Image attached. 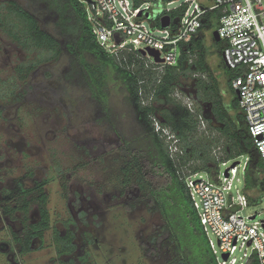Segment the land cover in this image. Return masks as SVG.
Masks as SVG:
<instances>
[{
  "label": "trees",
  "instance_id": "16d2710c",
  "mask_svg": "<svg viewBox=\"0 0 264 264\" xmlns=\"http://www.w3.org/2000/svg\"><path fill=\"white\" fill-rule=\"evenodd\" d=\"M168 1L154 0L159 8H151L154 15H157L149 18L153 25L159 24L161 16L170 14L174 28L183 16L186 5L181 4L167 11L164 5ZM25 2V5L19 0H4L0 3V31L19 43L24 50L36 52L37 57H42L32 61V68L45 59H58L64 53L70 57V66L64 72L65 79L72 84L76 78L88 86L99 114L108 123V130L121 142L120 150L124 157L122 156L119 179L123 188H139L141 195L138 199L145 201L150 211H158L164 220L160 232L154 238L161 241L162 250L165 248L173 253L169 264H216L214 258L196 253V244L191 241L190 230L198 239L202 238L204 231L187 192L186 176L205 169L213 177L219 172V161H235L246 154V189L264 192V161L253 144L245 115L235 99L231 105L237 110V122L235 121L229 105L224 101L219 75L208 62L205 31H215L221 11L216 9L208 12L198 34L182 47L178 63L165 67L159 76L152 67H146L144 59L135 52L125 51L120 57L107 52L97 41L93 26L88 21L85 5L79 0ZM144 2L133 0L135 6ZM47 26L53 29L50 30ZM212 40L222 58V65L227 67L222 56V41H217L214 37ZM193 56L196 57L194 60ZM25 66L26 64L21 65L17 70L22 75L21 78L28 74ZM110 68L126 89L127 101L137 123L128 129L121 124L117 113L110 107L104 89L107 70ZM186 70L199 75L194 78L198 88L197 100L200 102L195 111L190 110L174 94L181 83V77L188 76L183 73ZM226 75L229 87L233 90L231 81L234 73L226 69ZM16 86L11 81L8 95L0 96L7 99L15 97L13 88ZM145 99L148 100L147 103ZM204 104L209 110L205 114L202 107ZM201 115L210 128L217 129L224 135L227 151L225 156L215 160L212 158L210 151L219 139L207 138L200 133ZM156 120L174 134L182 154L172 152L166 136L162 131L156 130ZM198 160L203 161V164L197 163ZM153 176L162 177L163 180L157 185ZM256 195H249L251 202L257 199Z\"/></svg>",
  "mask_w": 264,
  "mask_h": 264
},
{
  "label": "rangeland",
  "instance_id": "374dc122",
  "mask_svg": "<svg viewBox=\"0 0 264 264\" xmlns=\"http://www.w3.org/2000/svg\"><path fill=\"white\" fill-rule=\"evenodd\" d=\"M2 1L4 0H0V3ZM19 1L23 5L26 4L25 0ZM143 1L154 5V0ZM186 1L176 0L169 6L176 8ZM167 17L171 19L170 14L161 16L156 28L162 29L163 27H168L169 24L163 22ZM146 23L148 24L149 21ZM47 28L53 29L51 26H47ZM213 33L214 30L205 31V41L209 51L208 62L219 75V85L224 101L229 105L230 113L235 116L234 119L237 122V110L233 109L231 105L235 99L238 100V96L235 90L229 87L228 76L226 75V69L228 68L222 65V58L212 40V37H214ZM10 41L11 39L0 31V94L8 95V86L11 81L17 85L16 88H13L15 92L23 87L27 89V92L19 104H14L15 101H9L10 98L7 101L6 97L2 98L0 96V149L2 153H5L10 138L14 141L18 139L25 140L24 142L30 146L25 154L22 155V158L18 150L11 149V155L15 158L12 165L14 170L12 174L19 176L30 167L44 168L50 180V206H59L65 201L60 195L61 181L56 175L55 169L51 166L45 168V165H51L50 158L52 157L57 160L61 158L64 162L61 166L64 169L71 167L74 163L80 162L83 166L77 169L72 183L75 182L77 186H84L88 191L90 190L89 192L96 194V202L102 206L100 210H106V216H104L106 217V224L103 227V232L100 233L102 240L106 243L103 241L97 247L96 255L98 256L96 264L107 263L110 247L114 248L112 264H165L167 259L165 252L163 254L160 253V256L154 259L144 253L142 244L140 246L139 242L143 236L147 237L154 232L164 220L159 213L148 211L146 206L140 205L134 209L127 210L123 205L126 200H131V197L127 198L125 195H119L121 190L119 179L120 167L123 163V153L120 150L121 142L110 129L108 130V123L103 120L102 114H99L97 103L88 86L77 80L71 84V82L69 83L63 78L62 74L70 66V57L64 53L58 59H45L48 61L44 60V62L38 64L27 80L17 81L10 78L13 72L12 65L17 63L19 58L28 56L29 62L32 59L36 60V58L42 57H37L36 52L30 53L26 50L24 51L27 54L19 53L10 44ZM121 54L119 53L118 56L120 57ZM195 58L193 56L192 59L194 60ZM143 59L146 67H150L147 65L148 61L146 58ZM153 70L159 76L163 72L160 68H153ZM183 73H186L188 76L181 77L180 88H177L174 94L185 105L193 106L192 100L187 96H189V93H192V80L195 78L196 73L192 74L188 70ZM104 89L108 95L109 105L117 113L121 124L126 129L131 125H136L132 109L127 101L126 89L111 68L107 70ZM149 97V100H151V93ZM147 102L148 100H146ZM197 103L195 101V104ZM17 110L18 112H16ZM199 120L200 133L204 134L207 138L219 139V142L210 151L212 158L215 160V158L225 156L227 151L224 135L219 130L210 128L209 123L206 121ZM12 124L14 126H11ZM177 147L179 151L175 147H172V152L182 154L180 145ZM246 158L247 155L243 154L235 159V161H239L241 164L238 174L240 180L238 181L237 178L234 180V183L238 187L244 184L242 166ZM196 162L200 165L203 164L201 160ZM233 162L234 160L232 159L224 165L219 161L220 174ZM199 174L204 178H208L211 173L202 169ZM153 178L155 180L156 177L153 176ZM213 178L215 179L216 176ZM160 180H163L162 177L156 178L155 182L157 185L160 183ZM89 185L91 186L90 188ZM103 187H105L107 199H104V193L100 192V189ZM247 191L253 196L257 194L258 197L244 207L241 213L244 216H250L254 213H259L260 217L264 216V192H258L255 189H247ZM134 192L135 190L131 189L129 193ZM101 217L103 218V216ZM98 229L96 228V230ZM190 232V235H192L191 241L196 244L195 252L200 253L203 257L214 258V262L218 264L206 235L202 233V238L198 239L197 236H194L192 230ZM49 235L50 232L47 236ZM49 242L50 240L48 239V244L44 251L27 255V264H52L50 258L53 255L54 248H52L53 245L49 244ZM106 246L107 249L105 250ZM150 254L152 253L150 252ZM120 256L125 257L124 262H118ZM47 257L49 259L45 260Z\"/></svg>",
  "mask_w": 264,
  "mask_h": 264
},
{
  "label": "built area",
  "instance_id": "2783aa9c",
  "mask_svg": "<svg viewBox=\"0 0 264 264\" xmlns=\"http://www.w3.org/2000/svg\"><path fill=\"white\" fill-rule=\"evenodd\" d=\"M79 1L85 5L97 41L107 52L117 56L135 52L146 58L147 65L162 71L178 63L182 47L198 34L208 12L219 9L221 16L215 30L223 43V60L234 73L231 86L237 92L253 144L264 161V0H187L182 3L186 10L177 25L173 28L171 22L162 29L149 21L156 16L151 8H159L158 4ZM175 1L166 2L164 9L169 11ZM148 48L159 52V61L148 53ZM155 127L166 136L171 148L179 151L174 134L157 120ZM247 163L248 158L242 166L241 187L234 183L236 178L240 180L239 161L227 167V175L219 171L215 179L204 178L199 172L186 176L188 195L218 264H264V216L241 213L251 202L245 181Z\"/></svg>",
  "mask_w": 264,
  "mask_h": 264
},
{
  "label": "flooded vegetation",
  "instance_id": "af4514ba",
  "mask_svg": "<svg viewBox=\"0 0 264 264\" xmlns=\"http://www.w3.org/2000/svg\"><path fill=\"white\" fill-rule=\"evenodd\" d=\"M10 44L19 53H26L19 43L11 40ZM34 60L28 62V56L19 58L18 62L12 65L13 72L10 79L27 80L36 68H32V61ZM25 64L28 74L25 78H21L22 75L18 74L17 70ZM62 76L65 79L64 73ZM197 77L199 75L196 74L195 78ZM65 80L67 81V79ZM194 80L193 78L192 93L187 96L192 100L193 106L187 105L192 111H195L200 105L197 100L199 97L198 88ZM179 85L177 88H180ZM26 92L25 87L18 89L17 92L14 91L15 97H9V101H15L14 104H19ZM195 101L198 103L195 104ZM202 107L204 114L209 111L205 104ZM206 117L209 118V116ZM201 119L205 121L203 115H201ZM24 141L21 139L14 141L10 138L5 153H2L0 149V264H27L26 256L34 252L44 251L48 239L50 240L49 244L53 245L52 248H54L50 258L52 264H96L97 247L104 241L100 233L103 232V227L106 224V217H104L106 210H100L102 206L96 202V194L89 192L90 190L88 191L84 186H77L75 182L72 183L77 169L83 164L74 163L71 167L65 168L68 170L66 172L67 170L61 166L64 163L61 158L59 160L54 157L50 158L51 165H45V168L51 166L55 169L56 175L61 181L60 195L65 200L62 205L50 206V180L44 168L30 167L19 176L12 174L15 158L11 155V149L18 150L22 158V155L30 148L29 144ZM120 186L119 195L131 197V200H126L123 203L127 210L141 205L146 206L147 210L150 211L145 201L138 199L141 195L139 188H123L122 184ZM131 189L135 192L130 194ZM100 192L104 193L103 197L107 199L105 187L100 189ZM150 212L159 213L158 211ZM161 225L149 236H143L139 242L140 246L142 244L144 253L154 259H157L160 253L165 252L167 255L165 264H169L173 253L165 248L162 250L161 241L154 238L160 232ZM96 228L99 229L96 230ZM49 232L50 235L47 236ZM113 249L110 247L108 250L107 263L109 264L113 263ZM47 259L49 257L45 260ZM118 260L120 263L124 262L125 257L120 256Z\"/></svg>",
  "mask_w": 264,
  "mask_h": 264
},
{
  "label": "water",
  "instance_id": "95a60500",
  "mask_svg": "<svg viewBox=\"0 0 264 264\" xmlns=\"http://www.w3.org/2000/svg\"><path fill=\"white\" fill-rule=\"evenodd\" d=\"M163 22H164L165 24H169V25H170V23H171V19H170V17H167L166 19H164ZM213 36H214V38H215L217 41H220V37H219L218 32H217L216 30L214 31ZM147 51H148V53H149L150 55H152V56L155 58V60H157V61L160 60V58H159V52H158V51L153 50V49H151V48H148ZM143 53L145 54L144 51H143ZM236 93H237V92H236ZM237 164H238V161H234V162L232 163V166H235V165H237ZM228 170H229V168H226L225 171H224L226 175L228 174Z\"/></svg>",
  "mask_w": 264,
  "mask_h": 264
}]
</instances>
